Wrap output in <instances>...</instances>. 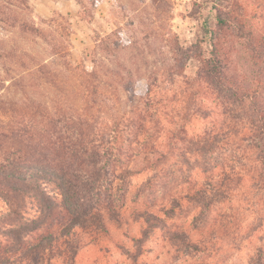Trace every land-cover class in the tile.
Listing matches in <instances>:
<instances>
[{
	"label": "trees",
	"instance_id": "1",
	"mask_svg": "<svg viewBox=\"0 0 264 264\" xmlns=\"http://www.w3.org/2000/svg\"><path fill=\"white\" fill-rule=\"evenodd\" d=\"M76 1L90 21L89 10L99 0ZM152 3L151 22L172 11L169 0ZM212 8L209 56L200 42L182 45L164 28L141 30L143 40L153 38L169 47L167 78L182 75L188 61H197L185 91L176 93L175 101L183 104L173 105L155 72L146 74L145 91L135 96L142 76L134 74L133 52H140L144 43L125 41L123 28L96 39L99 58L88 71L67 58L72 33L67 17L54 13L41 18L43 27L32 17L28 0H0V200L6 205L0 212V264H75L80 249L109 234V222L125 218L129 179L145 170L152 175L131 200V216L143 224L141 236L133 238L135 251L125 249L133 264H141L143 243L159 226L174 245L195 254L210 249L203 237L193 239L183 227H167L166 219L185 202L198 208L193 229L201 234L213 228L227 231V226L236 230V213L227 204L246 178L258 195L255 206L264 207V100L227 71L220 41L233 30V17L220 4ZM249 48L259 58L264 55L263 43L251 40ZM145 53L139 69L148 65ZM209 98L219 105L222 121L190 135L181 120L208 115L204 100ZM172 107L184 114L177 115L180 121L172 119ZM168 114L174 126L161 140L166 130L162 119ZM138 158L143 166L132 167ZM191 160L201 170L200 181L184 179L188 186L183 191L175 179L174 193L167 190L166 176L178 162ZM154 187L163 191L168 204L155 206ZM28 201L36 208L34 216H26ZM225 204V211L216 213L218 221L209 223L210 211ZM249 264H264L263 248Z\"/></svg>",
	"mask_w": 264,
	"mask_h": 264
},
{
	"label": "rangeland",
	"instance_id": "2",
	"mask_svg": "<svg viewBox=\"0 0 264 264\" xmlns=\"http://www.w3.org/2000/svg\"><path fill=\"white\" fill-rule=\"evenodd\" d=\"M172 11L165 14L163 19L151 22V16L155 12V6L152 0H99L96 7L90 9L92 18L87 21L86 13L80 7L76 0H28L32 8V17L35 21L41 23V18L47 19L54 13L67 17L72 24V33L69 36V47L67 58L72 64H80L86 70L93 69V59L99 58V53L95 52L96 39L104 37L115 27L123 28L125 31L124 40L141 41V51L133 52L136 63L133 65L135 75L142 76L135 86V93L142 95L145 91L144 77L146 74L155 72L161 79V87L166 88L165 94L171 98L173 105H181L183 102H176L179 99L178 92H184L186 89L185 80L192 79L197 70V61L195 59L188 61L182 75H175L172 79L167 78L165 67L169 66V60L172 58L169 47L162 45L153 38L143 40L141 30L144 27L156 26L164 28L167 31L175 33L182 45H189L194 42H200L204 55H208V32L207 28L215 24L212 15L214 3L220 4L222 8L229 11L232 18L230 25L233 30L228 31V35L222 36L224 55L227 57V71L237 79L238 83L248 88L258 90L260 99L264 100V55L259 58L258 54L249 48V42L252 40L255 44H264V0H169ZM87 4V1H86ZM163 11V10H162ZM159 11L158 13H160ZM166 13V12H165ZM206 24V25H205ZM243 29L244 36L238 33V26ZM145 29V28H144ZM230 33V34H229ZM247 33L251 36L247 37ZM148 45L146 48L144 45ZM131 45V42L128 44ZM160 45L162 48H160ZM147 54L148 65L138 68L139 61H143L142 55ZM163 51V52H162ZM146 54V53H145ZM126 55V54H125ZM124 55V56H125ZM155 64H151V62ZM137 68V69H136ZM169 73V72H168ZM161 77H165L162 79ZM166 82H163V81ZM168 80H172L169 81ZM174 99V100H173ZM205 108L209 110L204 118L193 116L191 119L181 120L185 122V127L190 135H197L203 132V129L209 126H215L222 121L219 111V105L214 98L204 100ZM180 107V106H179ZM172 113L176 115L172 119L180 121L177 115H184L178 108L172 107ZM165 117V115H162ZM168 118H164L165 132L161 140L166 138V131L173 128ZM189 118V117H187ZM192 158V157H191ZM175 163V158L169 160ZM173 174H168L164 181L167 190L174 193L177 188L187 189L188 181H200L202 173L198 164L191 160L188 164L178 162ZM134 168L143 166L141 158L130 164ZM149 170L131 176L128 189V200L124 205L125 218L121 223L113 221L108 223L109 234L101 237L96 244H89L80 249L76 256L75 264H133L128 257L125 249L135 251L133 238L141 236L142 222H137L131 216L133 208V193L136 188L151 177ZM176 184L173 185V180ZM155 181H153L154 185ZM243 186L234 192V196L228 201L230 211L236 213V230L226 227L227 231L217 228L209 229L202 233L195 231L193 225L198 208L193 203L185 202L172 218L166 219V225L170 229L183 227L191 233L193 239L203 237L208 241L210 249L204 253L195 254L189 247L174 245L168 240L166 230L160 226L155 228L151 236L143 243V254L139 258L141 264H249L251 258L255 255L258 248L264 249V207H256L258 195L255 189H251L252 183L249 178L243 182ZM153 195L151 201L155 200V206L161 202L168 204L163 198V191L160 188L152 189ZM220 206L214 207L209 213V223L217 220L216 213L224 212L226 208ZM26 216H34L36 208L30 201L27 202ZM155 211L157 208H153ZM6 210L5 203L0 200V212ZM217 238H215V236Z\"/></svg>",
	"mask_w": 264,
	"mask_h": 264
}]
</instances>
